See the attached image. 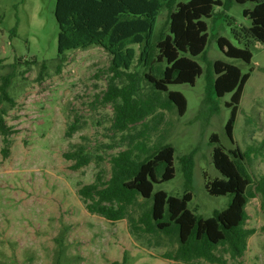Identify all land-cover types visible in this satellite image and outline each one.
<instances>
[{"label":"rangeland","instance_id":"obj_1","mask_svg":"<svg viewBox=\"0 0 264 264\" xmlns=\"http://www.w3.org/2000/svg\"><path fill=\"white\" fill-rule=\"evenodd\" d=\"M218 1L228 3L229 9L216 7L212 17L204 19L207 47L204 55L193 58L202 75L194 86H169V92L186 97V113L180 116L175 106L159 109L143 123L121 132L115 127L112 104L105 101L111 78L110 54L96 46L70 51L59 72L56 0H0V61L3 66L19 64L10 89L17 105L6 116L15 132L9 138L7 159L2 150L8 146L0 134V264H182L164 258L178 249L177 236L134 235L127 219L113 223L92 215L79 196V189L95 183L101 170L106 180L111 178L112 158L129 149L132 137L141 131H147L152 153L164 145L175 148V178L155 185L153 195L164 191L181 197L189 191L193 195L189 209L205 219L226 209L232 199L211 196L206 189L208 182L222 178L213 162L214 134L226 150L258 148L247 167L256 181L264 177V45L254 43L253 60L247 64L228 59L218 44L223 37L235 47L245 48L236 41L234 31L251 26L244 11L254 5ZM168 22L169 10L163 9L157 37L168 33ZM15 28L17 34L12 36ZM134 48L139 56V46ZM33 61L37 63L29 65ZM217 61L251 74L234 127L235 145L226 130L231 116L226 104L233 94L218 98L207 93ZM9 71L4 67L0 76ZM140 92L144 100L154 96L146 83ZM168 93H163V101H167ZM73 125L78 131L68 137ZM79 145L87 149L93 161L73 171L74 163L64 154L76 151ZM186 156L194 160L190 184L182 164ZM152 204L153 198H139L132 215L138 218ZM247 211V228L257 233L250 237L247 252L240 259L233 260L222 248L217 251L227 264H264V202L260 194L250 200ZM194 264L211 263L200 260Z\"/></svg>","mask_w":264,"mask_h":264},{"label":"trees","instance_id":"obj_2","mask_svg":"<svg viewBox=\"0 0 264 264\" xmlns=\"http://www.w3.org/2000/svg\"><path fill=\"white\" fill-rule=\"evenodd\" d=\"M234 1L254 5L244 11L251 26L234 31L236 41L245 48H237L223 37L218 40L219 48L228 59L251 64V47L254 43L264 45V0ZM216 7L229 9V4L218 0H189L185 3L179 0H56L58 71L61 72L67 62L68 52L101 47L111 56V78L105 101L114 108L115 127L119 131L134 128L159 109L169 110L175 106L183 116L188 101L180 92H169V86H194L202 75L201 66L193 58L205 54L208 26L204 19L211 18ZM163 9L169 10V31L157 37L158 17ZM17 31L15 28L12 36ZM134 46H139V56ZM1 63L0 72L4 67L10 69L6 75L0 76V134L8 146L2 150L3 158L7 159L9 138L15 132L7 124L6 116L9 109L17 105L10 89L19 64L3 66ZM214 71L215 76L209 78L207 93L218 98L233 94L231 102L226 104L231 109L226 130L235 145L234 127L251 74H243L239 67L223 61L214 64ZM143 83L152 89V98L144 100L141 97ZM163 93H168L167 101L162 100ZM77 131V126L73 125L68 137ZM148 139L147 131L133 136L129 149L112 158L109 180L101 170L95 183L79 189L87 211L113 223L127 219L134 235L163 233L177 236L178 249L164 257L171 261L194 264L205 260L211 264H227L222 256L217 255L221 248L233 260L244 257L250 237L257 233V230L247 228L250 219L247 206L259 194L264 202V177L256 181L247 167L259 152L258 148L252 147L245 152L239 147L226 150L219 145L215 134L211 137V144L216 145L214 166L222 178L208 182L206 189L211 196H231L232 199L226 209L205 219L189 209L193 199L189 191L181 197L164 191L153 195L155 185L175 178V148L164 145L152 153ZM64 158L74 163L71 166L73 171L87 167L93 161L81 145L76 151L65 153ZM182 164L190 184L194 171L192 156L184 157ZM139 198L146 201L153 198V204L147 212L135 218L131 210L138 205Z\"/></svg>","mask_w":264,"mask_h":264}]
</instances>
